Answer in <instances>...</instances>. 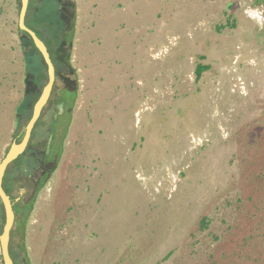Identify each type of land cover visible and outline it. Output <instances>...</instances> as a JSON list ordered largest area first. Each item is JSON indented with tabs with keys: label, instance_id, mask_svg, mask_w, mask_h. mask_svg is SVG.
Segmentation results:
<instances>
[{
	"label": "rangeland",
	"instance_id": "374dc122",
	"mask_svg": "<svg viewBox=\"0 0 264 264\" xmlns=\"http://www.w3.org/2000/svg\"><path fill=\"white\" fill-rule=\"evenodd\" d=\"M30 1L27 23L46 17L41 36L54 30L56 40L55 1ZM61 2L74 18L61 73L77 81V97L46 164L49 123L67 109L51 107L34 130L18 195L33 197L34 180L51 172L15 219L12 245L30 264H264V6ZM20 8L0 0V78H10L0 92V162L18 140L26 92L43 89L36 75L19 80L26 53L47 68L19 30ZM199 64L210 69L197 81ZM203 137L207 145L193 142Z\"/></svg>",
	"mask_w": 264,
	"mask_h": 264
},
{
	"label": "trees",
	"instance_id": "16d2710c",
	"mask_svg": "<svg viewBox=\"0 0 264 264\" xmlns=\"http://www.w3.org/2000/svg\"><path fill=\"white\" fill-rule=\"evenodd\" d=\"M34 1V0H33ZM55 4L57 6V8L59 9L60 12V20H59V27L58 30L55 31V34H57V38L55 40V37L52 38V36L54 35V30L52 31L53 34L50 35L49 31L45 30L42 32V34L44 35V37L41 36V26H45L47 24V19L42 18V19H38L37 21H34L32 23L31 27L28 23L27 20H29V12H30V6H31V1L29 4V9H28V14H27V18H26V23L27 25L34 30L37 35L45 42V44L47 45L51 58L54 62V65L56 67V82L53 88V92L50 98L49 103L47 104V106L45 107L42 116L40 118V120L38 121L36 127L34 130H36V128L40 125L43 117L46 115V112L51 110L52 108H55V105H58L60 103H62L64 105V107L67 109L63 114H58V110L55 109L54 110V114L51 118V122L49 123V132L52 134V143L51 145V151L50 154L47 156L46 154H44L43 159V164L48 163L49 161H51V154H57L59 155V152L61 150V146H62V141L63 138L65 136L66 133V129L67 126L70 122V110L75 102V99L77 97V91H78V85H77V81L75 80V82H70L67 81L66 79L62 78L63 74L61 73V71H63L64 69H66V65L69 64V53L65 50L69 44H70V34H69V28L73 27L74 24V18L73 21L69 22L68 18H66V7L63 6V3L61 2V0H54ZM60 1V3H59ZM66 18V19H65ZM69 27V28H68ZM20 30V29H19ZM21 33L25 34L26 36L29 37L30 39V44L31 47L34 48L35 51H37L39 54L40 52L38 51V49L35 47V44L33 42V40L31 39V37L25 33L24 31H21ZM29 54L26 53V58H25V62H26V73L27 76H34L36 75L37 78L34 77V81L37 80L38 84L44 88V86L47 84L48 82V72H47V68L44 70L43 68V63L41 66L36 65V61L31 60L30 57H28ZM41 55V54H40ZM30 56V55H29ZM42 57V55H41ZM43 59V57H42ZM44 61V59H43ZM45 63V62H44ZM32 65H34L32 67ZM47 67V65L45 66ZM208 69H210V66L208 65H203V64H199L196 69H195V74H196V80L198 81L203 73L205 71H207ZM41 91V90H40ZM37 91L35 92H26V99H25V103H21L20 106L17 108L16 110V128H15V138L18 139L17 141H20L22 139V137L24 136V132H25V127L27 125V123L29 122L31 116H32V111H33V107L34 104L37 100V98H39L41 92ZM36 99H33L31 97H33V95H36ZM53 96L55 97V100H53ZM51 112V111H50ZM49 112V113H50ZM58 114V117L55 118V116ZM34 133V131H33ZM33 134H32V139L29 145V148L31 146H33ZM60 147V149H59ZM26 151V153L23 155V157L21 156L18 160H16L12 165H10V167L8 168L5 177H4V181H3V186L4 189L6 191V193L10 196V198L13 201L14 204V211H15V215H16V224L18 223V217L20 218H25V214L29 213V211L32 209V206L34 204L36 195L39 191V189L41 188L42 184L44 183V181L47 179L50 171H47L44 176H42V179L37 180L35 179L33 183H35V190H34V194L33 197H31L30 199H28L25 195H18V191H20L21 189V183L18 181L17 177H16V172L18 171H22V169L24 168L23 165L26 164H30V154H29V149ZM25 174V173H24ZM4 220V208H3V203L0 199V232H1V221ZM200 229L205 230L208 228L209 226V220L207 218H203L201 220L200 223ZM12 237H13V233H12ZM23 249L20 248H15L12 245V238H11V245H10V253L11 256L13 258L14 264H30V260L27 257V255L23 254Z\"/></svg>",
	"mask_w": 264,
	"mask_h": 264
},
{
	"label": "water",
	"instance_id": "95a60500",
	"mask_svg": "<svg viewBox=\"0 0 264 264\" xmlns=\"http://www.w3.org/2000/svg\"><path fill=\"white\" fill-rule=\"evenodd\" d=\"M29 4L30 0H21L18 27L21 31H24L31 37L35 44V47L42 55L44 62L47 65L48 82L42 89L39 98L34 104L32 116L25 127L24 136L20 141L15 140L11 144L6 155L0 162V199L3 203L4 208V225L0 234V248L3 264H14L13 258L10 253V245L16 219L13 201L6 193L3 186L4 177L10 165H12L16 160L23 156L28 150L33 131L38 121L40 120L45 107L50 101L56 82V67L51 58L47 45L26 23Z\"/></svg>",
	"mask_w": 264,
	"mask_h": 264
},
{
	"label": "crops",
	"instance_id": "0c3cea01",
	"mask_svg": "<svg viewBox=\"0 0 264 264\" xmlns=\"http://www.w3.org/2000/svg\"><path fill=\"white\" fill-rule=\"evenodd\" d=\"M32 6V5H31ZM30 13V12H29ZM24 61H25V59H24ZM71 62H72V60H71ZM25 63V64H24ZM112 72H114V73H116L117 72V70L114 68V66H112ZM27 71H26V62H23V69H22V72L19 70V80L21 81H23V83L25 84V81H26V76H27V73H26ZM20 76H21V78H20ZM5 80H2L1 78H0V92H5L4 90L2 91V88L5 86V83H8V82H10V78H4ZM8 86H10L11 87V84H7ZM22 90V92H25L26 90H25V86L23 85V88L21 89ZM64 106V105H63Z\"/></svg>",
	"mask_w": 264,
	"mask_h": 264
},
{
	"label": "built area",
	"instance_id": "2783aa9c",
	"mask_svg": "<svg viewBox=\"0 0 264 264\" xmlns=\"http://www.w3.org/2000/svg\"><path fill=\"white\" fill-rule=\"evenodd\" d=\"M197 140H198V142H196V139L193 138V142H194L196 145L199 144V146H203V145H205V144L207 145L208 142H209L208 137H203L202 139H201V138H197Z\"/></svg>",
	"mask_w": 264,
	"mask_h": 264
},
{
	"label": "flooded vegetation",
	"instance_id": "af4514ba",
	"mask_svg": "<svg viewBox=\"0 0 264 264\" xmlns=\"http://www.w3.org/2000/svg\"><path fill=\"white\" fill-rule=\"evenodd\" d=\"M256 4L264 6V0H254Z\"/></svg>",
	"mask_w": 264,
	"mask_h": 264
}]
</instances>
